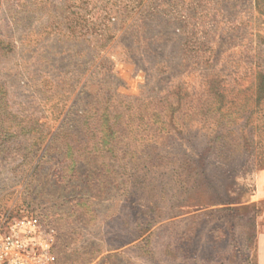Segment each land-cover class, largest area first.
Instances as JSON below:
<instances>
[{"label":"rangeland","instance_id":"rangeland-1","mask_svg":"<svg viewBox=\"0 0 264 264\" xmlns=\"http://www.w3.org/2000/svg\"><path fill=\"white\" fill-rule=\"evenodd\" d=\"M262 71L264 0H0V226L37 215L60 264H257Z\"/></svg>","mask_w":264,"mask_h":264},{"label":"built area","instance_id":"built-area-1","mask_svg":"<svg viewBox=\"0 0 264 264\" xmlns=\"http://www.w3.org/2000/svg\"><path fill=\"white\" fill-rule=\"evenodd\" d=\"M0 264H60L53 238L35 214L0 226Z\"/></svg>","mask_w":264,"mask_h":264},{"label":"crops","instance_id":"crops-1","mask_svg":"<svg viewBox=\"0 0 264 264\" xmlns=\"http://www.w3.org/2000/svg\"><path fill=\"white\" fill-rule=\"evenodd\" d=\"M252 201L263 203V213L259 223V231L256 235V263L264 264V167L256 174L255 189L252 193Z\"/></svg>","mask_w":264,"mask_h":264},{"label":"trees","instance_id":"trees-1","mask_svg":"<svg viewBox=\"0 0 264 264\" xmlns=\"http://www.w3.org/2000/svg\"><path fill=\"white\" fill-rule=\"evenodd\" d=\"M264 101V71L259 72L258 74V95H257V103H261V101ZM251 117V115H250ZM189 178V176H188ZM239 201V200H238ZM203 203L205 204L204 201L201 202H197V204L199 205H203ZM191 205H195V204H191ZM249 205H240V206H235V205H229L227 206L228 210H232L234 212H237V210H241V209H248Z\"/></svg>","mask_w":264,"mask_h":264}]
</instances>
